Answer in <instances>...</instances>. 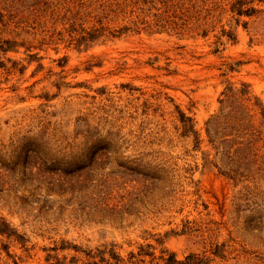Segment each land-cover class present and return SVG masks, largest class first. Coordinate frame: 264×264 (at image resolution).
Listing matches in <instances>:
<instances>
[{
	"label": "rangeland",
	"instance_id": "obj_1",
	"mask_svg": "<svg viewBox=\"0 0 264 264\" xmlns=\"http://www.w3.org/2000/svg\"><path fill=\"white\" fill-rule=\"evenodd\" d=\"M111 244L264 264V0H0V264Z\"/></svg>",
	"mask_w": 264,
	"mask_h": 264
},
{
	"label": "trees",
	"instance_id": "obj_2",
	"mask_svg": "<svg viewBox=\"0 0 264 264\" xmlns=\"http://www.w3.org/2000/svg\"><path fill=\"white\" fill-rule=\"evenodd\" d=\"M107 185H104V189L101 190L103 194H105L104 200L107 201L111 198L112 192L108 191L110 182L104 180ZM153 182V180L151 181ZM103 185V184H102ZM152 183H141L139 186H136L134 190L131 192V195L134 196V199H137L141 195L148 192L151 188ZM102 194V195H103ZM104 196V195H103ZM124 196L121 197L120 201L122 202ZM92 199V198H91ZM132 205V200L123 202L120 206L116 205L114 207L109 208L110 214L114 216V219L121 218V216L126 213ZM115 244L111 245H103V247L97 248V252H93L92 250L86 252V264H127L124 257H122L115 249ZM140 254H149L147 251H141ZM152 254V253H151ZM136 257L134 252H131V258ZM167 261V264L182 263V261H178L174 254H170L168 258H164ZM142 260V259H139ZM131 261V259H130Z\"/></svg>",
	"mask_w": 264,
	"mask_h": 264
}]
</instances>
